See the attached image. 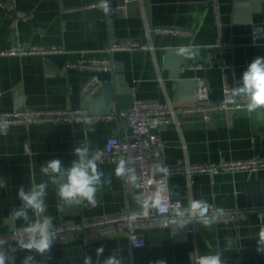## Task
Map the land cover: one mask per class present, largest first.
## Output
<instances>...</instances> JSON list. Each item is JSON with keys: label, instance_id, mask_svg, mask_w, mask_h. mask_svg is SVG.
I'll list each match as a JSON object with an SVG mask.
<instances>
[{"label": "crops", "instance_id": "obj_1", "mask_svg": "<svg viewBox=\"0 0 264 264\" xmlns=\"http://www.w3.org/2000/svg\"><path fill=\"white\" fill-rule=\"evenodd\" d=\"M99 1L102 0H15L16 7L27 14L26 21L0 11V51L14 45L64 48L61 53L46 55L1 54L0 112L24 107H88L103 112L111 101L119 109H127L133 98L179 105L193 101L196 78L206 81L209 99L216 100L223 96L225 81L234 88L252 60L264 57V41H254L251 36L254 25H264V0H218L220 30L214 23L209 0H107L111 9L108 14ZM172 27L192 33L171 35L154 30ZM219 33L234 44L231 53H219L215 46ZM110 39H135L151 44L153 49L114 51L110 55L106 51ZM188 44L201 46L195 60L177 55L178 47ZM208 54L232 66L225 70L216 63L207 68L187 67L191 63H208ZM81 58H111L113 69L93 71L68 65ZM92 74L97 75L100 86L86 97L81 87ZM181 119L179 126L170 124L158 130L166 165L264 157V115L260 112L249 113L244 107L217 112L208 123L198 114L181 115ZM125 125L123 118L9 123L8 134L0 135V178L7 183L6 189L0 188V233L25 226L22 220L11 222L9 213L21 203L17 198L20 185L27 190L33 181L48 180L40 172L41 165L58 158L65 167L70 166L76 158L74 146H80L85 139L91 154L97 156L106 139L122 134ZM85 129L95 131L85 136ZM97 164L105 174L102 180L111 182L98 190V205L94 208L86 201L81 205H61L56 187L49 183L46 215L54 217L53 223L125 208L140 209L133 199L140 195L138 188L115 175L118 163L98 158ZM168 184L170 197L183 207H190L193 200H203L220 209L264 206V168L221 171L212 177L206 172H195L191 178L183 173L172 174ZM181 223L143 228V247H132L122 233H113L97 239L54 243L48 254L51 259L39 255L36 259L38 264H83L84 256L91 255L95 264L96 249L103 246L101 260L115 251L122 264H153L162 258L167 264H195L191 253L220 254L223 264H264V254L257 252L264 215L251 212L238 221L213 222L210 228L196 221L193 232L187 231V224L180 228Z\"/></svg>", "mask_w": 264, "mask_h": 264}, {"label": "built area", "instance_id": "obj_2", "mask_svg": "<svg viewBox=\"0 0 264 264\" xmlns=\"http://www.w3.org/2000/svg\"><path fill=\"white\" fill-rule=\"evenodd\" d=\"M133 0H126V2ZM135 1V0H134ZM139 1V0H136ZM102 4V1H99ZM214 12V23L220 30L219 1L209 0ZM0 11L7 17L13 19L27 20V14L18 9L15 0H0ZM155 31L165 32L171 35H188L192 31L177 27L156 28ZM251 36L254 41H264V25H254L251 29ZM215 46L220 54L231 53L234 44L225 40L219 33L215 40ZM134 49L148 50L153 46L135 39L112 40L107 43L106 51L111 55L114 51H130ZM64 51L58 45H14L11 48L0 51L1 54L30 55L50 53H61ZM208 63H191L188 68H207L211 63H216L223 70L232 65L214 54L207 55ZM71 67L88 69L93 71L113 69V61L107 59L81 58L75 62L68 63ZM100 86V80L96 74L89 76L81 87L83 96H90ZM232 87L225 81L223 84V96L216 100H210L209 88L203 78L194 80L193 101L179 105L171 101L159 102L153 100H141L133 98L127 109H119L115 101L109 102L106 111H96L88 107L75 109H31L24 107L14 111L0 112V120L8 123H32V122H87L100 119L123 118L126 125L122 134L108 137L104 146L97 151L100 160L119 163L123 158L129 167L135 169L139 194L143 196V204L137 211H129L126 208L115 213H105L92 217H80L78 219L61 220L54 225L57 242H66L72 239L83 238L86 240L97 239L113 233H122L132 247H143L145 237L143 228L153 226H175L185 222L188 225L187 231L193 232V224L201 221L202 218L191 213L190 207H183L182 203L169 195L168 177L172 174H186L189 178L195 172H206L211 177L221 171H256L264 168V157H252L244 160L222 159L214 163H186L184 165H166L162 158L163 140L158 134L161 127L167 125L179 126L182 123L181 115L198 114L205 123L211 121L213 114L222 111H231L237 108L246 107L245 102L240 98L232 96ZM168 168V174H156L157 166ZM126 181L127 179L124 178ZM161 190L162 205L159 208L152 206L154 194ZM222 214L217 215V210ZM174 210L185 212L186 216L181 218L174 214ZM135 212L136 218H131ZM255 212L264 215V206L246 208L234 207L220 209L210 205L206 214L215 223L231 222L244 219L249 213ZM23 227H16L4 233H0V247L7 249L8 245H15L16 240L21 237ZM24 250L18 249L16 253ZM14 254V255H15ZM216 253L197 254L191 253L195 264H201L204 257L215 256Z\"/></svg>", "mask_w": 264, "mask_h": 264}, {"label": "clouds", "instance_id": "obj_3", "mask_svg": "<svg viewBox=\"0 0 264 264\" xmlns=\"http://www.w3.org/2000/svg\"><path fill=\"white\" fill-rule=\"evenodd\" d=\"M101 7L105 14L110 13L111 9L107 0H102ZM200 45L188 44L181 45L177 49V55L190 60H195L200 54ZM232 96L240 98L246 104L249 113L260 112L264 115V57H256L248 65L247 69L242 72L240 81L232 89ZM9 130V123L6 120H0V135L6 136ZM88 131L95 129H85V136ZM73 156L76 158L71 161L70 166L65 167L58 158H53L40 166V172L48 180L36 183L33 181L31 186L25 190L23 185L17 189V198L21 202L18 207H14L9 213L10 221L15 222L22 220L24 227L22 235L16 240V244L8 245L7 249L0 247V264H13L15 252L20 249L24 250L27 255L22 258L21 264H38L36 256H43L51 259L48 255L51 252L54 241L56 240V232L54 231V217L46 215L47 204V188L49 183L57 189L61 205H81L87 202V206L96 207L98 200L96 194L103 187L104 183H110L102 180L104 173L99 170L98 157L91 154L90 144L85 139L80 146H74ZM157 172L168 174V168L157 166ZM117 177L126 178L133 187H139L137 184V174L134 168L129 167L127 162L121 158L115 168ZM0 188H7L4 178H0ZM133 199L137 204H143L142 195H134ZM153 207L159 208L162 205L161 190L154 194V200L151 202ZM191 213L202 218V223L206 228H210L214 219H210L206 214L209 212L210 206L203 200H193L190 203ZM32 213V215H30ZM174 214L181 218L186 216L181 210H174ZM222 214L221 210H217V215ZM136 213H131V218H136ZM186 226L181 223L180 228ZM230 242L231 239L228 238ZM257 252L264 254V228L259 232ZM230 248V245H229ZM104 253V247L100 246L96 249L95 264H122L121 259L115 251L103 260L101 257ZM83 264H94L91 255H85ZM153 264H167L165 259H158ZM201 264H223L220 254L215 256L204 257Z\"/></svg>", "mask_w": 264, "mask_h": 264}, {"label": "trees", "instance_id": "obj_4", "mask_svg": "<svg viewBox=\"0 0 264 264\" xmlns=\"http://www.w3.org/2000/svg\"><path fill=\"white\" fill-rule=\"evenodd\" d=\"M28 253H26L25 251H22V252H18L15 254V264L18 263V262H21L22 261V258L27 255Z\"/></svg>", "mask_w": 264, "mask_h": 264}, {"label": "water", "instance_id": "obj_5", "mask_svg": "<svg viewBox=\"0 0 264 264\" xmlns=\"http://www.w3.org/2000/svg\"><path fill=\"white\" fill-rule=\"evenodd\" d=\"M118 91H120V90L118 89ZM120 96H121V95H118V96H117V97H118L117 100L120 99ZM86 97H89V95L86 96ZM130 100H131V97H130ZM14 256H15V255H14ZM13 264H15V259H14V261H13Z\"/></svg>", "mask_w": 264, "mask_h": 264}]
</instances>
